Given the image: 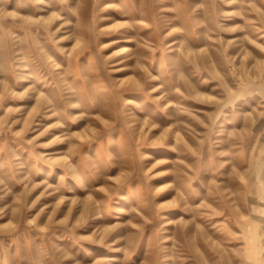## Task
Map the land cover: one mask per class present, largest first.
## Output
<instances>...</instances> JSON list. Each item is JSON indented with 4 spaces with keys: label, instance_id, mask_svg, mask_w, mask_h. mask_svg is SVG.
I'll return each mask as SVG.
<instances>
[{
    "label": "rangeland",
    "instance_id": "obj_1",
    "mask_svg": "<svg viewBox=\"0 0 264 264\" xmlns=\"http://www.w3.org/2000/svg\"><path fill=\"white\" fill-rule=\"evenodd\" d=\"M0 264H264V0H0Z\"/></svg>",
    "mask_w": 264,
    "mask_h": 264
},
{
    "label": "bare ground",
    "instance_id": "obj_2",
    "mask_svg": "<svg viewBox=\"0 0 264 264\" xmlns=\"http://www.w3.org/2000/svg\"><path fill=\"white\" fill-rule=\"evenodd\" d=\"M253 236H252V234L250 235V238H251V244H252V247L253 248H256L257 247V244H256V242L255 241H253V238H252Z\"/></svg>",
    "mask_w": 264,
    "mask_h": 264
}]
</instances>
